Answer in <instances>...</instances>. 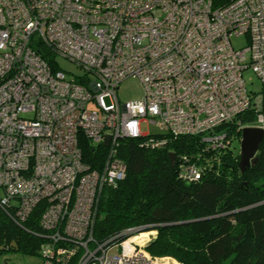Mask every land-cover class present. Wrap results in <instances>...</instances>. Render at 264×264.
<instances>
[{
  "label": "built area",
  "instance_id": "obj_1",
  "mask_svg": "<svg viewBox=\"0 0 264 264\" xmlns=\"http://www.w3.org/2000/svg\"><path fill=\"white\" fill-rule=\"evenodd\" d=\"M240 36L247 44L236 48ZM57 56L85 75L67 78ZM248 68L264 82V0H0V206L24 221L43 203V264H172L147 250L156 234L140 237L141 228L94 239L99 197L127 173L119 139L160 148L202 135L223 147L220 127L252 107L256 124L239 128H264ZM131 76L144 96L122 102L117 90ZM145 121L160 130L144 133ZM83 136L108 148L99 169L83 160ZM185 162L182 176L200 179L201 168Z\"/></svg>",
  "mask_w": 264,
  "mask_h": 264
},
{
  "label": "trees",
  "instance_id": "obj_2",
  "mask_svg": "<svg viewBox=\"0 0 264 264\" xmlns=\"http://www.w3.org/2000/svg\"><path fill=\"white\" fill-rule=\"evenodd\" d=\"M213 1L222 6L231 0ZM39 51L54 60L45 47ZM256 110L252 107L237 122L220 127L230 141L223 147L212 145L202 135L172 138L160 148L141 146L142 138L119 139L117 155L126 163L127 173L117 186L105 187L99 197L95 241L104 242L128 228L146 227L157 231L146 246L153 256H171L182 264H264V138L257 163L245 171L240 168V151L233 145L241 141L239 127L254 123ZM80 147L83 160L99 169L108 148L94 146L84 136ZM170 152L175 153L174 163ZM185 159L201 168L200 179L182 176ZM244 182L249 189L242 186ZM43 208V203L38 204L19 221L14 208L0 206V255H41L47 240L40 224ZM25 264H43V259Z\"/></svg>",
  "mask_w": 264,
  "mask_h": 264
},
{
  "label": "rangeland",
  "instance_id": "obj_3",
  "mask_svg": "<svg viewBox=\"0 0 264 264\" xmlns=\"http://www.w3.org/2000/svg\"><path fill=\"white\" fill-rule=\"evenodd\" d=\"M232 43L236 48H242L247 44V37L240 36V37H233ZM55 63L58 68L62 69L65 73L67 78L73 79L79 76H84L86 71L83 67L75 63L74 61L63 57L57 56L55 58ZM244 78L247 83V87L250 91L258 95H262L264 92V82L263 80L257 76V74L251 69L248 68L244 71ZM117 95L122 102H126L129 100H136L140 99L144 96V87L139 79V77L131 76L124 81L121 82L118 90ZM90 107H95L96 105L92 103ZM254 124H256L254 122ZM160 130L157 124L150 125L148 122L142 123V131L156 133ZM238 151H240L241 141L235 140L233 144ZM1 192V191H0ZM143 233L140 237L147 236L148 234H157L156 230L150 229L148 230L144 227L141 231ZM138 232V233H139ZM116 249L113 250L115 252ZM42 262V257L38 256H28L20 253H7L0 255V264H25V263H39Z\"/></svg>",
  "mask_w": 264,
  "mask_h": 264
},
{
  "label": "water",
  "instance_id": "obj_4",
  "mask_svg": "<svg viewBox=\"0 0 264 264\" xmlns=\"http://www.w3.org/2000/svg\"><path fill=\"white\" fill-rule=\"evenodd\" d=\"M264 138V128L258 126H245L242 129L240 147V168L245 171L251 164L255 165L258 160L257 152ZM111 135H107L105 141L109 144ZM172 162H175V153L170 152ZM243 187L249 189L248 183L244 182Z\"/></svg>",
  "mask_w": 264,
  "mask_h": 264
},
{
  "label": "crops",
  "instance_id": "obj_5",
  "mask_svg": "<svg viewBox=\"0 0 264 264\" xmlns=\"http://www.w3.org/2000/svg\"><path fill=\"white\" fill-rule=\"evenodd\" d=\"M144 237V236H143ZM168 257H170L171 259H174L175 261H173V263L172 264H179V263H181V262H179L177 259H175V258H173V257H171V256H168Z\"/></svg>",
  "mask_w": 264,
  "mask_h": 264
}]
</instances>
